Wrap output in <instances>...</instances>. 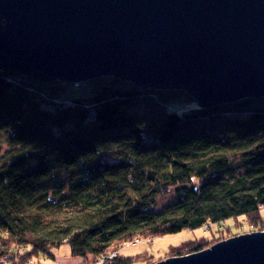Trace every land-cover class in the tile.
I'll use <instances>...</instances> for the list:
<instances>
[{
  "label": "trees",
  "instance_id": "16d2710c",
  "mask_svg": "<svg viewBox=\"0 0 264 264\" xmlns=\"http://www.w3.org/2000/svg\"><path fill=\"white\" fill-rule=\"evenodd\" d=\"M2 145L0 264L54 257L64 244L96 258L115 244L222 229L240 217L264 230V98L205 109L181 90L114 77L43 82L0 69ZM172 189L175 200L155 210ZM221 240L213 232L170 253Z\"/></svg>",
  "mask_w": 264,
  "mask_h": 264
},
{
  "label": "water",
  "instance_id": "95a60500",
  "mask_svg": "<svg viewBox=\"0 0 264 264\" xmlns=\"http://www.w3.org/2000/svg\"><path fill=\"white\" fill-rule=\"evenodd\" d=\"M0 69L182 89L203 108L264 98V0H0ZM156 264H264V231Z\"/></svg>",
  "mask_w": 264,
  "mask_h": 264
},
{
  "label": "rangeland",
  "instance_id": "374dc122",
  "mask_svg": "<svg viewBox=\"0 0 264 264\" xmlns=\"http://www.w3.org/2000/svg\"><path fill=\"white\" fill-rule=\"evenodd\" d=\"M9 150V147L7 145H2L0 146V157L3 156L6 151ZM175 200V193L174 189L171 190L168 194L162 195L157 199L156 204L154 205L155 210H160L173 202ZM237 220L230 219L227 220L223 223L226 224V226H230L231 229L230 231L224 233V234H219L217 232L218 226L217 225H211V227L206 226V227H201L195 230H183L182 232H179L177 234H172V235H166L163 237H154V238H141L138 240V242L134 239L133 242L135 243H125L121 247L119 245L116 246L113 245L111 246L106 252H108L110 255H113V260L118 258V256H125V257H139V256H145L146 259L141 261H135V264H156L158 262H161L162 260L168 259V258H173L177 257L174 254L170 253L172 249L175 247L179 246L185 241H189L192 239H200V238H211V234L213 232H216L218 237L223 238L224 241L229 238H233L234 236H239L240 234H243L242 232L244 231H249L247 229L248 224L245 221L244 218L240 217L238 221L242 224H238L235 222ZM218 227V228H217ZM224 226L222 227L221 230H223ZM213 242L212 245L214 246L215 244L221 242ZM211 245V246H212ZM208 249V248H207ZM120 251V252H119ZM52 254H54V257H45L43 254H40L38 257H35L32 262L36 264L38 261H42L43 264H66L63 263L62 260L64 257L61 256H66L67 260L70 262V260L73 261V263L69 264H105L108 263V260H105L107 253H103L100 255L101 259L96 260V258L92 256H87V257H79L72 255L70 252V247L66 244L61 246L60 248L53 249ZM171 255V256H170ZM60 256V259L57 258ZM104 256V257H103ZM109 258H112L109 256ZM54 262H53V260ZM5 264H14L12 261H7ZM28 264H33V263H28ZM113 264V263H112Z\"/></svg>",
  "mask_w": 264,
  "mask_h": 264
},
{
  "label": "bare ground",
  "instance_id": "6f19581e",
  "mask_svg": "<svg viewBox=\"0 0 264 264\" xmlns=\"http://www.w3.org/2000/svg\"><path fill=\"white\" fill-rule=\"evenodd\" d=\"M5 71V70H4ZM57 82V81H56ZM84 83H86V82H81V83H76V84H84ZM158 90H164V89H158ZM166 90V89H165ZM178 90H181V91H185V90H182V89H178ZM185 92H187V91H185ZM194 99V98H193ZM255 99V98H254ZM257 99V98H256ZM195 100V99H194ZM242 100H244V99H242ZM242 100H240V101H242ZM196 102V101H195ZM196 104H197V102H196ZM226 104H231V103H226ZM226 104H222V105H226ZM198 105V104H197ZM219 106H221V105H218V106H215V107H219ZM199 107V106H198ZM200 108H203V107H200ZM205 109H208V108H214V107H204ZM235 222H237V221H235ZM238 224H239V222H237ZM215 225H217L218 227L221 225V224H215ZM225 226H226V224H224ZM223 225V223H222V226H224ZM217 227V228H218ZM220 228V227H219ZM247 229L249 230V231H244V232H242L243 234H250V233H253V232H263L264 230H259V229H255L254 230V228H249V227H247ZM240 235H242V234H240ZM238 236V235H237ZM234 237H236V236H234ZM140 238H137V239H135L137 242H138V240H139ZM230 239V238H229ZM130 244L131 243H135V242H133V240L132 241H130L129 242ZM122 245H120V247H121ZM213 246V245H212ZM212 246H210L209 248H211ZM208 248V249H209ZM205 250H207V249H205ZM204 251V250H203ZM120 252V251H119ZM201 252V251H200ZM107 253V255H106V259L105 260H108V263H106L105 262V264H112V263H114V260H113V256L112 255H110L108 252H105V254ZM198 253V252H197ZM194 254V253H193ZM190 255V254H189ZM109 256L110 257H112V258H109ZM184 256H187V255H182V256H177V257H184ZM61 257H64L63 258V260H62V262L63 263H66V264H69V263H73V261L72 260H70V262L67 260V257L66 256H61ZM57 258H59L60 259V256L59 257H57ZM101 259V257L100 256H97V259L96 260H98V262H99V260ZM53 260V259H52ZM166 260V259H165ZM162 261H164V260H162ZM33 263L34 264V262H32V260H30L29 262H27L26 264H28V263ZM53 262H54V260H53ZM159 263V262H158ZM14 264H18L17 262H15L14 261ZM36 264H43V262L42 261H38ZM97 264V263H96Z\"/></svg>",
  "mask_w": 264,
  "mask_h": 264
},
{
  "label": "built area",
  "instance_id": "2783aa9c",
  "mask_svg": "<svg viewBox=\"0 0 264 264\" xmlns=\"http://www.w3.org/2000/svg\"><path fill=\"white\" fill-rule=\"evenodd\" d=\"M113 255H114V254H113ZM113 255H112V256H113ZM103 257H104V256H103ZM105 258H106V257H105Z\"/></svg>",
  "mask_w": 264,
  "mask_h": 264
}]
</instances>
